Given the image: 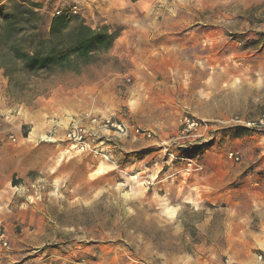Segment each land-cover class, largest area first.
<instances>
[{"label":"rangeland","instance_id":"374dc122","mask_svg":"<svg viewBox=\"0 0 264 264\" xmlns=\"http://www.w3.org/2000/svg\"><path fill=\"white\" fill-rule=\"evenodd\" d=\"M15 1L0 0V27ZM31 1L41 5L38 31L47 36L55 4ZM70 1L78 7L73 16L123 42L79 72L44 76L21 95L10 92L0 69V264H222L232 258L221 251L222 211L229 235L238 223L237 241L252 242V251L239 255L261 256L264 264V248L245 236L256 228V201L264 198V131L245 127L264 115V0H161L149 14L120 15L125 29L99 24L94 0ZM155 37L162 43L152 45ZM179 54L190 59L187 67L175 62ZM220 74L218 91L210 83ZM106 119L124 131L104 128ZM73 120L88 130L93 151L70 148ZM48 131L55 142L40 140ZM18 161L23 179L12 174ZM240 168L248 176L245 184L231 182L240 186L231 196L244 201L204 207L214 213L207 230L204 210L182 205L180 221H171L174 209L156 207L149 193ZM69 200L75 205L63 211ZM51 203L58 205L49 206L53 224L46 227L53 231L34 251L26 236L44 226L35 213Z\"/></svg>","mask_w":264,"mask_h":264},{"label":"trees","instance_id":"16d2710c","mask_svg":"<svg viewBox=\"0 0 264 264\" xmlns=\"http://www.w3.org/2000/svg\"><path fill=\"white\" fill-rule=\"evenodd\" d=\"M40 9L39 3L19 0L2 15L0 69L15 95L44 76L79 72L96 54L108 51L117 37L108 28L94 30L73 15L53 16L43 36L38 31Z\"/></svg>","mask_w":264,"mask_h":264},{"label":"crops","instance_id":"0c3cea01","mask_svg":"<svg viewBox=\"0 0 264 264\" xmlns=\"http://www.w3.org/2000/svg\"><path fill=\"white\" fill-rule=\"evenodd\" d=\"M95 6L94 8L96 9V20H99V24H106L109 27V24L111 26L115 25L116 27H123L124 25L121 21H119L117 18H119L120 15L128 16V17H134L136 14H140L141 12H144L146 14H149V12L154 11L153 9L158 6V3L161 2V0H137L136 2H131L130 0H94ZM89 3V2H88ZM88 9H84L83 16L84 19H87L86 16V11ZM157 13V12H156ZM88 21V19H87ZM95 24V23H94ZM91 21L92 28L95 30V26ZM126 27V26H125ZM110 28V27H109ZM125 32V30H123ZM99 30V28L97 29ZM122 36H117V39L114 41L115 44L122 41ZM162 38L155 37L154 42L151 43L152 45L154 44L155 46L159 43H162ZM157 43V44H156ZM122 51H125V44L123 45ZM124 55H122L123 57ZM126 56H130L131 54L128 52ZM120 57V58H122ZM175 62L179 64L181 67H187L186 65H182L183 62H189V58L182 57L181 54L178 55V57L174 58ZM186 60V61H185ZM191 68H188L189 71L193 72L194 67L190 64ZM223 74H220L214 81L210 83L211 86L214 87V89L220 91V85H216L220 83L223 79L224 76ZM238 168V167H237ZM26 169L23 167L22 161H18V163H15L13 165V171L12 174L15 175V178H20L23 179L24 176H26ZM244 173V168L233 169L231 172H229L227 169L226 170H220V171H211L210 173L204 174V175H194L192 178L189 180V183H186L185 185L182 184H168L164 183L162 187L164 188V192L166 194H161L160 187L156 188H151L149 190L150 195L152 196L153 199L155 200L154 204L158 208H163L164 205H169V207H172L174 211H172V217H170V220L174 221H180V217H178L180 210L178 209L182 205H188L189 207H192L193 210H204V207H207L208 205L210 206H215V205H235L240 203L241 201L243 202L244 199H238L234 198L231 195H233L234 191H237L240 186L233 187L232 183L234 180L237 179V182H240L242 184L244 183V180H246V177L248 174ZM246 182V181H245ZM255 186H260L261 182H254L253 183ZM243 186V185H242ZM167 193H173L177 197H167ZM38 200V199H36ZM72 200H69L67 204H63V211L68 210L71 206H74L75 203ZM256 205L259 207L258 210V222L256 224V228L251 229L253 233H245V236H247L249 239H254L258 240V246H262L264 248V243H262V239L264 238V198L260 199L259 201H256ZM53 205L58 206L56 203H51L50 205H45L48 207V209L45 208V211L41 210H36V215L40 216L39 214L43 215L42 218L37 219L38 223H43L44 226L40 228H32L29 229V237L30 239H34L31 241L30 245L32 246L31 248L34 249V251H37V249L40 248V244L37 243V239L41 236H47L50 234L52 231L51 229H47L46 226H51L52 222V211L53 209L49 210V206L52 207ZM62 208V207H61ZM163 210V209H162ZM61 209H57L56 214H60ZM77 211V209H76ZM39 214H38V213ZM163 212L160 210L159 211V217L161 218V215ZM204 225L203 229L207 230L210 228L208 224L213 221V212H209L204 210ZM221 213H225L224 218H222V229H221V238L223 239L222 244H221V251L225 254H230L232 255V258L240 260V261H247L249 264H262L257 259H249L247 257H243L239 254H247L252 251V242L244 243L243 245L240 244L239 237L241 235H237V233H234L236 231L241 230L239 229V224L237 223L234 226V232L232 235H229V228L226 227V211H222ZM159 218V221L160 220ZM24 219H29L31 220V216L28 218L24 217ZM35 220V219H34ZM164 220H166L164 218ZM56 221V218H55ZM249 231V232H252ZM237 235V236H235ZM237 237V238H236ZM240 247V248H239ZM237 249V250H235ZM172 253L173 252L172 250ZM42 253H40L41 255ZM231 257V256H230ZM43 258L42 255L39 257V259ZM37 260L38 258L35 257ZM38 259V260H39ZM47 264V260L44 261V264ZM246 263V262H245ZM247 263V264H248Z\"/></svg>","mask_w":264,"mask_h":264},{"label":"built area","instance_id":"2783aa9c","mask_svg":"<svg viewBox=\"0 0 264 264\" xmlns=\"http://www.w3.org/2000/svg\"><path fill=\"white\" fill-rule=\"evenodd\" d=\"M48 2H53L55 4V11L54 16L59 15H77L78 13V7L77 3L75 1L70 0H47ZM98 118L94 117L92 118V122H98ZM103 127L106 129H113L114 131L123 132L124 128L120 123H117L116 121H111L110 119H106L104 121ZM69 125H72V128L69 129V131L66 133V138L69 141L70 148L76 149L80 152H89L93 151L94 145L90 143V138L87 136V129H84L83 127H79L75 120H73ZM194 125H197V123L192 122L191 127ZM247 128L253 127L255 129H258L260 131H264V115H262L257 121L253 123H247L245 127ZM54 128V127H53ZM89 133V132H88ZM10 139L14 140L13 137H10ZM41 141H49V142H55V135L54 133H51V131H48L45 135L41 136ZM229 158L233 159L234 161H239V155L234 152L229 153ZM140 178L139 175H135L134 179ZM143 183L150 184L149 179H145ZM4 235H2L3 237ZM2 244L4 246L7 245L6 241L2 240ZM259 261L262 262V257H258ZM222 264H243L239 260L233 259L231 257H225Z\"/></svg>","mask_w":264,"mask_h":264},{"label":"bare ground","instance_id":"6f19581e","mask_svg":"<svg viewBox=\"0 0 264 264\" xmlns=\"http://www.w3.org/2000/svg\"><path fill=\"white\" fill-rule=\"evenodd\" d=\"M99 168V167H98ZM97 173H105V171L103 170V168H100Z\"/></svg>","mask_w":264,"mask_h":264}]
</instances>
